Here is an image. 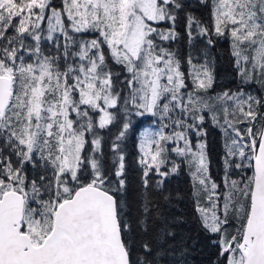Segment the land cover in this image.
<instances>
[{"label": "snow or ice", "instance_id": "6c2138e0", "mask_svg": "<svg viewBox=\"0 0 264 264\" xmlns=\"http://www.w3.org/2000/svg\"><path fill=\"white\" fill-rule=\"evenodd\" d=\"M196 4L207 21L185 0H0V264H161L175 233L159 202L182 164L217 264H264V94L244 87L264 92V0ZM181 20L201 55L172 47ZM217 39L235 90L215 91ZM144 119L133 210L125 141Z\"/></svg>", "mask_w": 264, "mask_h": 264}, {"label": "trees", "instance_id": "16d2710c", "mask_svg": "<svg viewBox=\"0 0 264 264\" xmlns=\"http://www.w3.org/2000/svg\"><path fill=\"white\" fill-rule=\"evenodd\" d=\"M189 5V11L196 16L207 21L209 19L208 10L202 6H197L196 0H185ZM178 31L181 33V39L172 45L177 49L181 56H185L189 52L194 55H201L205 48V42L199 41L195 45H189L184 35L183 20L178 24ZM210 55L215 63L216 84L215 91H220L223 88H231L235 90L239 85V80L236 76L233 61L230 56V46L227 40L217 39L214 47L210 50ZM186 68V65H185ZM246 90L253 95L264 94L257 84L244 86ZM143 119V118H137ZM148 126H156L150 120L144 119V122L139 125L135 135L129 134L125 141L126 151V167L129 182L130 197L133 200V210L135 209V200L140 191V170L136 165L138 155L137 141L139 131ZM208 128V148L209 157L211 160V171L214 178L219 182L223 175L222 161L223 156V137L219 129L207 125ZM116 129L112 128L111 133H102L105 135V152H108V143L110 138L115 134ZM110 163V161H106ZM234 178H238L234 176ZM166 190L170 194V203L160 201V206L164 217L167 219L168 228L175 233L173 237L167 238L163 244V248L167 254L161 258V264H217L218 249L212 243L214 237L205 232L197 219V214L194 211L192 199V179L189 174L187 165L182 164L178 174L173 175L166 181ZM133 214L135 212L133 211ZM160 226L158 221L156 227ZM137 239L150 238L142 237L137 232Z\"/></svg>", "mask_w": 264, "mask_h": 264}, {"label": "rangeland", "instance_id": "374dc122", "mask_svg": "<svg viewBox=\"0 0 264 264\" xmlns=\"http://www.w3.org/2000/svg\"><path fill=\"white\" fill-rule=\"evenodd\" d=\"M257 85H259V84H257ZM260 86V85H259ZM148 127H152V126H148ZM155 127V126H154Z\"/></svg>", "mask_w": 264, "mask_h": 264}, {"label": "flooded vegetation", "instance_id": "af4514ba", "mask_svg": "<svg viewBox=\"0 0 264 264\" xmlns=\"http://www.w3.org/2000/svg\"><path fill=\"white\" fill-rule=\"evenodd\" d=\"M187 3V1H185Z\"/></svg>", "mask_w": 264, "mask_h": 264}]
</instances>
